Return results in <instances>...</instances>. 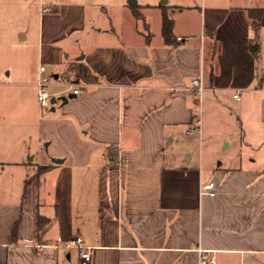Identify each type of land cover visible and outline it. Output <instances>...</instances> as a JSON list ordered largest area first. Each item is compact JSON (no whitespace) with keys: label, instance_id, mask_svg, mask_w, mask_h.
<instances>
[{"label":"crops","instance_id":"crops-1","mask_svg":"<svg viewBox=\"0 0 264 264\" xmlns=\"http://www.w3.org/2000/svg\"><path fill=\"white\" fill-rule=\"evenodd\" d=\"M127 1L0 0V264H81L55 246L76 236L92 247L87 264H199V250L264 264V155L205 173L180 148L198 111L264 91L248 16L261 8L264 29V7ZM40 64L53 95L67 81L82 93L42 111Z\"/></svg>","mask_w":264,"mask_h":264},{"label":"rangeland","instance_id":"rangeland-1","mask_svg":"<svg viewBox=\"0 0 264 264\" xmlns=\"http://www.w3.org/2000/svg\"><path fill=\"white\" fill-rule=\"evenodd\" d=\"M137 4L157 5L163 0H135ZM174 2L175 0H166ZM190 6H199L202 0H176ZM247 4L264 7V0H246ZM150 14L149 24L152 28L157 26L155 14ZM255 38V33L251 32ZM256 42L259 48L255 51V65L257 81H264V29L256 31ZM51 97L56 100L51 106H58L59 95H53L47 87ZM252 93V92H251ZM238 94V93H237ZM239 96V94H238ZM204 97V93L201 98ZM240 101L235 100L231 94L225 93L220 99L216 110L197 112L200 123L194 133L185 134L180 148L186 150L191 156V164L200 166L205 173L216 171L218 167L253 166L250 157L261 162L264 146H258L264 141V91L259 90L253 94H241ZM38 103V102H37ZM39 106V104H38Z\"/></svg>","mask_w":264,"mask_h":264},{"label":"built area","instance_id":"built-area-1","mask_svg":"<svg viewBox=\"0 0 264 264\" xmlns=\"http://www.w3.org/2000/svg\"><path fill=\"white\" fill-rule=\"evenodd\" d=\"M52 8L50 6H44L41 7V12H51ZM181 37H177V40H180ZM51 80H55L53 78V75H49L46 73L45 66L40 64L38 67V76L35 81L36 86V98L39 104V107L42 111H48L51 108V94L49 93L47 87L50 84ZM65 86V89L63 90L64 96H67L68 94H81L82 89L80 85H78L75 82L67 81L63 84ZM204 89V86L200 82L198 78H195L192 80V91L193 95L195 97H200L201 93ZM234 98L238 99L239 96L237 93H235ZM198 125V119L193 118V125L189 128V132L193 133L196 131ZM213 182L209 181L201 186V190L204 193L211 194V189L213 188ZM46 245H38V247L41 249L42 247H45ZM55 246L63 247V248H75L78 251L79 259L81 264H87L90 260V252L92 247L89 245L84 244L81 237L76 236L70 240L65 241H59ZM200 252V259L199 264H215V259L213 256L209 255L208 250H199Z\"/></svg>","mask_w":264,"mask_h":264},{"label":"trees","instance_id":"trees-1","mask_svg":"<svg viewBox=\"0 0 264 264\" xmlns=\"http://www.w3.org/2000/svg\"><path fill=\"white\" fill-rule=\"evenodd\" d=\"M262 14L261 8H250L248 9V16L252 21L253 29L256 31L260 24V18ZM161 34L166 43L172 42V21L168 19L165 15L162 16L161 20ZM49 220L42 216H37L36 219V230L43 231L45 226L48 224Z\"/></svg>","mask_w":264,"mask_h":264},{"label":"water","instance_id":"water-1","mask_svg":"<svg viewBox=\"0 0 264 264\" xmlns=\"http://www.w3.org/2000/svg\"><path fill=\"white\" fill-rule=\"evenodd\" d=\"M127 4L128 5H135L136 1L135 0H128ZM254 48H256V46L255 45H251L250 50H252ZM73 97H75V94H68L67 96H62L59 99L62 101V103H65L68 99L73 98ZM55 100L56 99L54 97H52L51 98V103H54ZM53 162H60V160L59 159H53Z\"/></svg>","mask_w":264,"mask_h":264}]
</instances>
